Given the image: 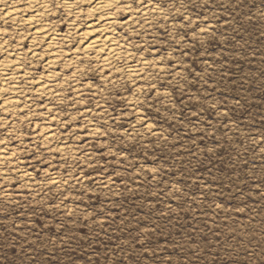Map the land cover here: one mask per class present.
<instances>
[{
	"label": "rangeland",
	"instance_id": "1",
	"mask_svg": "<svg viewBox=\"0 0 264 264\" xmlns=\"http://www.w3.org/2000/svg\"><path fill=\"white\" fill-rule=\"evenodd\" d=\"M28 1L0 0V264H264V0H121L107 64L95 0H50L58 57Z\"/></svg>",
	"mask_w": 264,
	"mask_h": 264
},
{
	"label": "bare ground",
	"instance_id": "2",
	"mask_svg": "<svg viewBox=\"0 0 264 264\" xmlns=\"http://www.w3.org/2000/svg\"><path fill=\"white\" fill-rule=\"evenodd\" d=\"M67 1L68 2H65L64 4L62 3L64 8L71 13H74V0ZM120 1L121 0H95L93 7H91L89 12L92 13V15L94 14L98 16L100 21L97 24H90L85 28V31L80 34V40H86L83 46L85 55L98 57L104 64H107L111 59L119 57L121 54L117 40L111 33V29L115 25V21L112 18L113 11L117 8ZM49 2L50 0H29L28 6L32 12L27 19L23 20V23L33 27L35 39H46V49L52 54V56L58 57V55H60V51L58 49L60 40L58 35L52 32L48 28V25L44 24L42 20L44 15L49 10ZM11 5L12 7L6 14L7 19L16 18L20 11L16 6H14L15 3H12ZM52 62L53 61H50L48 65L50 66ZM16 70L17 68L14 67V71ZM128 71L132 72L129 69ZM0 76H3V74Z\"/></svg>",
	"mask_w": 264,
	"mask_h": 264
}]
</instances>
